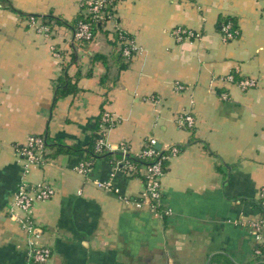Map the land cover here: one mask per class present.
I'll return each mask as SVG.
<instances>
[{"label":"crops","instance_id":"0c3cea01","mask_svg":"<svg viewBox=\"0 0 264 264\" xmlns=\"http://www.w3.org/2000/svg\"><path fill=\"white\" fill-rule=\"evenodd\" d=\"M83 1L0 0V264H264V0H123L85 47L67 26L46 36L31 23L71 22ZM229 17L240 36L225 41L218 23ZM117 27L137 48L121 72L113 60L91 62L112 54ZM176 27L202 36L177 42ZM65 68L78 91L57 98ZM234 72L257 86L224 80ZM102 112L114 118L106 132L114 148L137 155L148 139L183 147L167 156L161 209L144 200V179L123 169L115 149L77 170L90 161ZM186 112L192 128L177 124ZM33 135L50 146L26 175L16 145ZM25 179L55 189L32 209L35 236L11 215ZM33 242L51 249L46 263L34 261Z\"/></svg>","mask_w":264,"mask_h":264},{"label":"built area","instance_id":"2783aa9c","mask_svg":"<svg viewBox=\"0 0 264 264\" xmlns=\"http://www.w3.org/2000/svg\"><path fill=\"white\" fill-rule=\"evenodd\" d=\"M119 3L123 0H118ZM87 4L90 6L91 12L95 14V20L100 22H105V12L102 11L107 6V0H87ZM115 17V16H114ZM113 17V18H114ZM31 23L35 25L36 30L39 33H42L46 36L52 34V30L49 27L38 22V19L31 17ZM231 24H225L222 27V36L225 41H229L235 38V34H238V31L232 32ZM172 36L177 40V42H184L191 39H198L201 37L200 32H195L184 27H176L171 31ZM96 34H94L91 23L81 21L78 25V29L75 33V40H90L93 41ZM132 44L131 49H126L125 54L130 55L133 51L136 53L137 48L135 43ZM133 57V54H132ZM225 81L237 85L241 90L246 91L257 86V81L252 77H243L239 76L237 72L230 73L224 78ZM177 90H183L185 87L180 83H177ZM222 97L224 99L228 98L227 93H223ZM106 120L114 121L113 116L110 113H106ZM195 119L192 114L186 112L179 115L177 119V124L179 127L183 128H192L194 126ZM151 148L144 151L145 155L153 156L155 155L156 149L155 144L157 141L155 139H150ZM19 156L24 162V169L26 175L30 172L32 167L38 165L44 160L47 148L45 146V139L41 135L30 136L27 142L23 145H16ZM98 150L108 149V150H121L123 153H126V144L121 143L117 148H114L112 143H110L107 138L101 139L98 142ZM176 152V150H175ZM91 164L88 162L82 163L77 170L80 173H87L91 170ZM149 179L146 183L145 190L143 193L144 200H147L150 206L154 209H158L161 206L162 192H161V180L164 176L163 166L161 161H156L152 166L149 167ZM99 186L109 188V183L99 182ZM55 195V189L50 186L48 183H41L36 186H31L27 179L21 181L17 187L14 202L12 204L11 215L12 218L19 221L23 226L32 234L36 235V230L33 227L31 221L32 209L36 202L45 201L51 199ZM261 200L264 205V188L261 193ZM141 202H138L137 205H140ZM255 228V234L260 237L262 231V225L259 223L253 224ZM260 252V251H259ZM32 257L37 263H46L51 255L52 251L49 247L38 245L37 242H33Z\"/></svg>","mask_w":264,"mask_h":264},{"label":"trees","instance_id":"16d2710c","mask_svg":"<svg viewBox=\"0 0 264 264\" xmlns=\"http://www.w3.org/2000/svg\"><path fill=\"white\" fill-rule=\"evenodd\" d=\"M119 4L118 0H107V6L102 9V11L105 12V22H100V21H96L95 20V14L90 10V6L87 4V0H84L82 3V7H81V11L79 13V15L71 22H67L64 21L62 18L60 17H56L53 15H49V16H33L37 19H40L42 24L49 27L50 30L54 29L56 25L58 26H67L70 29H72L73 34L75 36V33L78 29V25L81 21L87 22V23H91L94 34H97L98 32H106L105 28L107 25V22L111 19H113V17L117 14V5ZM231 24V31L235 32L238 31V34H235V38L239 37L240 32L238 30V25L235 21L234 18H222L219 23H218V29L221 30L222 33V27L225 24ZM114 36H113V40L111 41L112 45H113V52L110 56H107L103 53H95L92 56V60L91 62L93 64L97 63V62H102L103 64H107V62H109L110 60H113L114 64L116 65L117 69L119 72H121L122 70H125L126 68L129 67L131 61H132V54L133 56L135 55V52L133 51L130 55H126L125 54V50L131 49L132 44L130 42L135 43L134 41V37L133 35H131L129 32H127L126 30L122 29L121 27H117L116 30L114 31ZM75 40V38H74ZM232 40V39H231ZM75 43H80L83 44V46H87L89 42H91L90 40L84 39V40H80L74 41ZM73 59H76V53L74 51V56L72 54ZM66 68L64 69V73L60 76L58 85H57V98L60 97H64L67 96L69 94H74L78 91V86L77 84L74 82L73 78L69 75V73H67ZM93 70L92 68L89 69V71L87 72V75H92ZM82 75L81 71L79 70V72L77 73V79ZM107 77L103 76L101 81L102 83H106ZM106 113L108 112H102L101 116H100V120H99V124H98V128L97 130L93 133L91 141H90V145L87 149L88 152V156L90 158V161H87L88 163L91 164V166L93 165V161L96 158H99L103 155L105 156H110L111 155V151L112 150H108V149H101L98 150L97 146H98V142L101 139H104L106 137V132L112 128L115 125L114 121L111 120H106ZM45 139V146L46 148L49 145V142L47 140V137L43 136ZM151 142L150 139L146 140L144 143V147L142 149V151L137 154H131L130 153V149L128 147V145L126 144V153H123V151L121 150H116L118 155L121 156L122 161H123V169L126 172H131V174L133 173L134 175H139L141 176L144 181H145V185L149 179V167L152 166L156 161H161V165L163 166V171L166 172V163H167V156L173 153H178L180 150H182V146L180 145H175L172 146L166 150H157L156 148V154L153 156H149V155H145L144 151L148 150L149 148H151ZM59 149V151H64L67 150L69 152L71 151H75V148H71V147H67V146H58L57 147ZM176 150V152H175ZM260 206L263 208V206L260 204ZM158 209H161V206H159Z\"/></svg>","mask_w":264,"mask_h":264},{"label":"water","instance_id":"95a60500","mask_svg":"<svg viewBox=\"0 0 264 264\" xmlns=\"http://www.w3.org/2000/svg\"><path fill=\"white\" fill-rule=\"evenodd\" d=\"M155 148H156L157 150H161V149L163 148V145H162L160 142H157V143L155 144Z\"/></svg>","mask_w":264,"mask_h":264}]
</instances>
